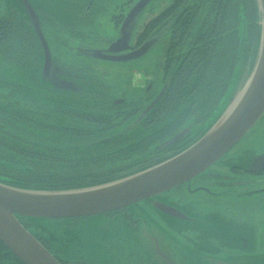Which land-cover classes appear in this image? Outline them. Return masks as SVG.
Masks as SVG:
<instances>
[{
  "label": "trees",
  "instance_id": "trees-1",
  "mask_svg": "<svg viewBox=\"0 0 264 264\" xmlns=\"http://www.w3.org/2000/svg\"><path fill=\"white\" fill-rule=\"evenodd\" d=\"M17 7L15 14L0 15V52L9 63L28 73L27 69L38 63L37 78L43 88L42 99L33 96L22 85L0 79V86L15 89L12 92L0 90V109H13L17 114L27 116L26 101L30 98L39 100L43 106L36 105L37 112L33 116L50 112L69 116L65 131L96 134L91 141L56 150L67 149L66 154L79 151L81 156L84 151L103 150L94 152L97 158L93 162L90 160L91 164H102V170H94V173L88 162L79 171H74L67 159L43 151H16L18 158L13 157L16 152L0 156V183L26 190H73L108 184L186 150L219 119L221 113L217 112L236 69L240 70L239 79L252 71L261 36L256 0H173L159 15L144 23L136 36L135 47H139L162 34L164 40L159 44L164 56L162 86L168 82L161 101L148 115L140 118L139 114L161 89H155V92L149 88L146 71H142L147 81L141 84L142 96L130 100L124 94L117 95L121 91L119 79L111 83L102 80L97 71L98 62L82 66L70 58L66 61L64 55L61 57L57 53L58 57L53 55L54 78L70 82V87L54 86L42 77L44 59L40 40L20 2ZM120 16L118 21L111 20L119 24L125 15H117ZM11 57L15 63L11 62ZM118 98H125V103L115 104ZM51 100L54 101L52 106L49 105ZM11 125V122L0 123V132H8ZM127 125L125 133L117 137L111 135L114 128ZM185 128H190L189 134L180 142L165 146ZM8 140V136L0 135V143L6 144ZM21 140L24 143L15 144L27 148V143ZM107 152L109 159L105 160ZM18 218L26 228L30 227L29 218ZM34 235L47 244L40 235ZM6 260L11 264H24L0 241V264Z\"/></svg>",
  "mask_w": 264,
  "mask_h": 264
},
{
  "label": "rangeland",
  "instance_id": "rangeland-1",
  "mask_svg": "<svg viewBox=\"0 0 264 264\" xmlns=\"http://www.w3.org/2000/svg\"><path fill=\"white\" fill-rule=\"evenodd\" d=\"M4 1L6 2V0H0V14L8 12V7ZM32 1L37 7L43 3L42 0ZM87 1L46 0L48 4L44 2L42 7L49 9L56 18L72 20L75 16L79 15V11L81 10L80 5ZM136 1L106 0L105 4L101 6L95 5L96 7H94L92 2L89 3L88 9L94 7L95 11H107L104 12V15L97 14L99 18L95 24L98 27L92 30L93 36L90 35L89 30L85 29L84 33L88 35L86 40H75L73 43L63 44L61 51L67 53L58 52L59 56L62 57L64 55L63 58L66 61L70 58L82 66H89L94 59V62H98L99 64L97 71L102 80H108L111 83L119 79L117 82L121 91H118L117 95L124 94L130 100H136V98L141 97L143 94L141 83H147V81L144 78V73L140 74L142 71H146L147 77L150 79V83L148 84L150 89H154L155 91V89L162 88V64L164 56L161 45H159L164 40L162 37H159L162 34L160 33L150 38V40L155 38L157 42L146 56L123 65L101 61L100 59L87 56L86 52L93 48L102 50V48L107 47L111 40L118 37L117 33L122 22L118 24L113 22L111 18H114L116 21L120 20L121 16L117 17V15L121 13L126 15ZM172 1L152 0L145 7L134 23L135 26L132 30L130 41L132 47L135 46L136 36L139 34L144 23L159 15ZM49 42L52 51L56 53L58 46L56 47L53 41ZM76 47H78L79 52L76 51ZM79 54L80 57H78ZM156 65H158L157 69ZM93 69H95L94 66ZM239 76L240 70L236 69L217 113L222 114L224 107L230 103L238 86ZM0 79L22 85L33 96L42 99L43 88L39 83L37 75L34 72L28 73L12 65L1 54ZM120 128H114L111 130V133L118 132ZM46 145L49 146L51 144L46 143ZM58 145L64 146L65 144ZM241 147H251L260 150V152L254 153L257 157L264 155V115L246 134L243 140L236 145V148ZM216 168L213 167L212 170ZM202 178L200 177L192 185L194 187L196 184H209V186L215 187L216 190L214 191L217 192V195L214 197L215 199L207 200L209 204H202V200L207 199V195L202 192L193 195V193H187L186 189L181 188L177 190L175 188L176 190L173 189L174 191L162 193L164 194L162 198L165 196L163 200L170 202L173 201L171 197L175 198V202L176 198L179 197L180 206L178 207L182 210L187 209L185 212L195 220L193 224H196L197 228H201L192 232L189 236L187 235V238L183 236L182 232L177 230L179 233H175L171 229L172 225L165 219L166 215L146 208V201L139 202L129 208V211H134L135 213L133 219L135 218V221L139 223L137 228H133L122 221L121 215H116L117 217L115 218H118L116 223L110 224L109 229H112L121 220L124 226L120 229L127 234L125 248L129 247V250H123L121 253L107 252L106 248L102 249L98 247L100 233L103 232L105 227H108V220H110L105 215L83 218L77 222L71 219H33L30 222L28 231L33 235L38 234L44 238H48L52 243L51 253L54 256H59L71 262L75 259H80L79 254H83L82 251L86 247V239H88L89 243L95 246V249L88 252L87 257H85L86 255H83V257L91 264H172L162 253V251L169 250L174 253V259L169 258L174 264H264V195L256 196L255 200L251 199L253 200L252 202L244 198L247 196L240 194L237 197L233 193L223 195V192L220 188H217L215 183H206L201 180ZM238 193H242V190H238L236 195ZM223 208L226 211L232 212L233 215L224 212ZM127 221L131 223L129 219ZM93 233H96V237H94ZM152 234H156L159 240L152 238ZM83 240L84 247H81L79 244ZM157 241L159 242L161 252L157 250V247H159Z\"/></svg>",
  "mask_w": 264,
  "mask_h": 264
},
{
  "label": "water",
  "instance_id": "water-1",
  "mask_svg": "<svg viewBox=\"0 0 264 264\" xmlns=\"http://www.w3.org/2000/svg\"><path fill=\"white\" fill-rule=\"evenodd\" d=\"M152 0H139L125 18L120 36L112 42L106 51L88 50L86 53L93 58L111 61L128 62L139 59L147 54L157 40L155 38L144 43L134 50L130 45L132 30L139 14ZM29 18L31 19L36 34L42 46L44 62L42 77L56 86L70 87L67 83L55 79L53 73L54 61L39 24V17L29 0H21ZM259 14L261 36L258 54L251 72H247L235 90L230 103L224 107L219 119L213 127L191 147L180 154L144 171L138 172L123 179L99 186L55 191H36L16 188L0 183V241L24 264H61L58 259L20 222L18 216L33 219H74L104 216L115 213L127 207L151 199L155 200L153 207L161 214L175 220L194 223V218L183 210L167 202L155 199L160 194L195 178L221 157L234 148L242 138L254 127L264 115V0H256ZM168 82L164 84L158 95L139 114L140 118L148 115L161 101ZM123 101L117 102V104ZM123 126L118 132L111 133L117 137L126 132ZM190 130L188 128L171 138L165 146L172 145L182 140ZM135 215L134 211H131ZM118 219V218H117ZM116 218L108 220V227L104 228L98 241L99 248H106L114 253H121L125 248L127 234L121 231V220L116 227ZM108 229V230H107ZM123 232V233H122ZM96 237V233H93ZM153 235V236H152ZM152 238L159 237L152 234ZM45 239L52 243L48 238ZM79 254L80 259H85L88 252L95 249L89 243ZM82 243V244H81ZM79 245L84 247V240ZM157 250L161 252L159 242ZM78 250V249H77ZM60 251V250H59ZM61 252V251H60ZM76 252V250H75ZM134 253V252H133ZM172 264L174 253L162 251ZM161 253V254H162ZM170 258V259H169ZM75 259V260H80Z\"/></svg>",
  "mask_w": 264,
  "mask_h": 264
},
{
  "label": "flooded vegetation",
  "instance_id": "flooded-vegetation-1",
  "mask_svg": "<svg viewBox=\"0 0 264 264\" xmlns=\"http://www.w3.org/2000/svg\"><path fill=\"white\" fill-rule=\"evenodd\" d=\"M29 1L39 16V24H40L42 32L45 34V37L48 39V41L55 42L56 47L58 46L59 51H61V46H63V44H69V41L74 42L75 40L77 41L86 40L88 38V35L84 33L85 29L89 30L90 35L93 36L92 30L97 27L95 23L97 19L99 18L97 17V14L100 13L104 15V12H107V11L102 12L98 10L95 11L93 9L96 6H101L105 4L106 0H88L86 3L83 2L80 5L81 10L79 11V14L82 15L80 18H77L76 20H69V19L61 20L59 18H56L50 12L49 9L47 8L45 9L42 7L44 2L46 3V0L43 1V3L40 6L38 5V7L33 4L32 0H29ZM8 2L9 4H7ZM8 2L4 1L5 5L8 7V12H5L0 15L15 14L16 9H18L17 7L18 2L22 4L21 0H8ZM91 2L93 3L94 7H91L88 9L87 7L89 3ZM22 6L24 7L23 4ZM47 11H49L50 14L46 13ZM29 20L31 22L32 27L34 28L33 23L30 18ZM41 46H42V43H41ZM108 46L109 44L107 45V47H104L102 49L103 50L107 49ZM76 49H78V47H76ZM58 50L56 51V53L53 52V55L55 57H58L57 56ZM42 52H43V46H42ZM0 54L4 58L6 57L1 52ZM11 58H12L11 62L15 63L13 57ZM38 67L39 65L37 63V66L31 69L28 68L27 70L30 72H34L37 75ZM0 90L5 91V92L15 91L14 88H10L9 86H6V85H1ZM51 103H54V101L51 100L49 102L50 106H52ZM26 105H27V110H28L27 116L24 114L23 115L17 114L13 109L11 110L0 109V118L3 117V119H0V123H5V122L12 123L11 127L7 129L8 132H0V135L8 136L9 140L7 142L10 143V144L0 143V156H2L3 154H6L7 152L13 153L16 151H28V152L43 151V152H46V154L49 153L51 155L59 156V159H67L68 161H70L71 167L74 171H79L81 167H83L87 162L89 163L90 168L93 170V173H94V170L95 171H97V169L102 170V164H96V163L91 164L90 160L92 162L96 160L97 157L95 153L101 152L103 150L84 151L85 153L82 156L80 155L81 152L79 151H70L66 154L64 151H66L67 149L56 150L57 148H62L67 145L73 146V145H78L79 143H82V142L91 141V139L96 138L95 133H89V132L69 133L64 130L67 126L66 124L70 121L68 120L69 116L64 117V116H60L57 113L50 112V113H46V115L35 117L33 116V113L37 112V110L35 109V106L36 105L43 106L42 102H40L39 100L30 98L28 101H26ZM21 139H23L25 143H27L26 144L27 148L18 147V145L15 144V143H24ZM46 143H49L51 145L48 146L46 145ZM32 144L34 146H32ZM58 144H65V145L59 146ZM53 147L55 148L49 149ZM257 151L260 152V150L253 149L251 147L236 148L235 146L233 149H231L228 153H226L223 157H221L219 161H217L214 165H212L206 171L202 172L200 175H198L191 181L177 187L176 189L177 190H180L181 188L186 189L187 193H190V194L193 193V195H195L198 192H202L203 194L207 195V199L202 200L203 201L202 204H209L207 200L215 199L214 197H216L217 195V192L214 191L216 190L215 187L209 186V184L207 185H197L196 184V186L194 187L192 185L200 177H203L201 180H203L206 183H211V184L215 183L217 188L221 189V191L223 192V195H226L228 193H233L235 197L240 196V195L247 196L244 198L252 202L253 200L256 199V196H260L262 194L264 195V155L259 156V157L255 156L254 153ZM108 153L109 152L105 153V160L109 159ZM13 154H16V155H13L14 158L19 157V152H16ZM28 154H32V153H28ZM213 167H217V168L215 170H212ZM238 190H242V193H238L236 195ZM163 195L164 194L160 195L159 197H156L155 199L162 200L174 207L181 209L180 207H178L180 206L179 197L176 198V202H175V198L171 197V200L173 201L170 202V201L163 200L165 199V196L162 198ZM154 202L155 200H151V199L147 200L145 207L151 210H154L152 207H150L154 205ZM148 203L150 206L148 205ZM183 211H187V209ZM223 211L226 212L227 214H232V212L226 211L225 209ZM116 214L121 215L123 221L127 225L133 228H137L139 223H137L133 219L134 215L131 211H129L128 208ZM113 215L114 214L112 213V214H108L107 216L111 218L113 217ZM127 219L131 220V223H129ZM174 232L179 233L177 230H174ZM183 236L186 238L185 232H183ZM44 245L47 247V244H44ZM56 257L60 261L61 264H69V262L60 258L59 256H56ZM8 261L9 260H6L4 264H11ZM86 261L88 260L80 259V261H73V262H76V264H88L89 261L88 262Z\"/></svg>",
  "mask_w": 264,
  "mask_h": 264
},
{
  "label": "crops",
  "instance_id": "crops-1",
  "mask_svg": "<svg viewBox=\"0 0 264 264\" xmlns=\"http://www.w3.org/2000/svg\"><path fill=\"white\" fill-rule=\"evenodd\" d=\"M152 211L155 212V210H152ZM158 213H160V212H158ZM165 219L167 220V222H169L172 225V228L171 229L178 230V231H180L182 233L185 232L186 233V236L187 235L189 236L192 232L196 231L197 229L198 230L201 229L199 227L197 228V225L196 224L189 223L188 221L185 222V221H182V220H175V219L168 218L167 216L165 217ZM106 251L107 252H111L108 249H106Z\"/></svg>",
  "mask_w": 264,
  "mask_h": 264
}]
</instances>
